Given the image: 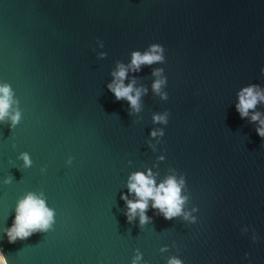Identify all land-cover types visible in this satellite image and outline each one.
<instances>
[{"label":"water","instance_id":"water-1","mask_svg":"<svg viewBox=\"0 0 264 264\" xmlns=\"http://www.w3.org/2000/svg\"><path fill=\"white\" fill-rule=\"evenodd\" d=\"M154 43L164 59L134 70L132 54ZM120 66L139 111L107 87ZM262 68L264 0H0L7 264H264V139L251 121L264 100L243 119L236 109L245 88L264 95ZM136 173L155 187L174 179L182 213L166 220L149 199L148 222L139 210L129 222ZM29 194L53 212L50 227L9 243Z\"/></svg>","mask_w":264,"mask_h":264},{"label":"clouds","instance_id":"clouds-1","mask_svg":"<svg viewBox=\"0 0 264 264\" xmlns=\"http://www.w3.org/2000/svg\"><path fill=\"white\" fill-rule=\"evenodd\" d=\"M103 47V44H101ZM165 51V48L158 43L151 45L150 50L145 52L143 55L140 52H134L132 54L131 64L134 70H138L141 64L151 65L154 62H160L164 59L161 55ZM104 54L101 53V56ZM163 71L162 69H156L153 72V75H159ZM262 74H264V68L261 69ZM114 75L119 79V83L109 84L107 87L111 91L116 100L127 99L132 108L139 111L138 100L140 98V91L136 90L135 95L133 92V87L129 84L127 87L123 85V79L126 76V69L123 66H120L118 73ZM164 83L163 80H157L153 83V90L159 94L161 85ZM256 86L245 88L240 93V102L236 105V109L243 119L248 116L249 110L254 109L258 100H264V95L259 91L255 90ZM146 91V89H145ZM0 120H3L6 116L9 115L10 109V97L11 91L7 84L0 86ZM163 99H168L167 94H165ZM167 115V114H166ZM20 119V113L17 112L15 115L11 116L13 124H16ZM154 122H163L168 123L166 116L156 115L153 117ZM252 122H259V127L256 129L257 134L264 139V120L260 119V114L255 113L251 117ZM160 135H164L163 130L159 131ZM153 136L157 135V131L152 132ZM21 158L24 160L25 166L31 164L29 155L27 153H22ZM131 183L129 184V191H134L136 196L139 199L135 202L126 201L129 209V222L134 218L137 210L141 213L140 223L145 224L148 222L149 217L144 215L148 207L147 201L152 199L154 201L152 207L159 209L163 214V218L166 220H171L174 217H177L182 213V204L184 203L183 198L180 195V187L177 182L169 178L166 181V184H161L159 187L154 186V181L145 176L143 173H136L131 177ZM126 199V197H124ZM17 214L14 219L13 225L10 229L7 230L8 242L15 243L17 239H26L30 237L36 231H43L50 227V224L53 219V212L45 206L43 200L36 198L34 195L29 194L26 198L21 200L18 204ZM184 218L189 219V214L184 213ZM192 222H196V218H191ZM257 237L253 235V241ZM247 257L248 254L246 253ZM136 259H140L139 256ZM0 264H7V260L3 253H0ZM133 264H136L135 260ZM169 264H182V262L176 258L169 260Z\"/></svg>","mask_w":264,"mask_h":264}]
</instances>
